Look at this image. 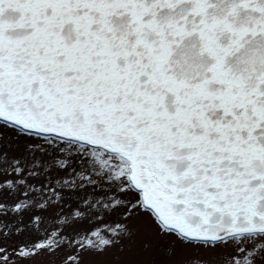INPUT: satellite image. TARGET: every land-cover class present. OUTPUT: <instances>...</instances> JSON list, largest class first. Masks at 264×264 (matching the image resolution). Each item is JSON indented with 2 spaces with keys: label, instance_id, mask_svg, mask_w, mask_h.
<instances>
[{
  "label": "snow or ice",
  "instance_id": "obj_1",
  "mask_svg": "<svg viewBox=\"0 0 264 264\" xmlns=\"http://www.w3.org/2000/svg\"><path fill=\"white\" fill-rule=\"evenodd\" d=\"M0 264H264V0H0Z\"/></svg>",
  "mask_w": 264,
  "mask_h": 264
}]
</instances>
